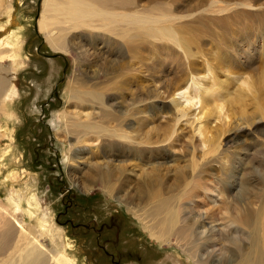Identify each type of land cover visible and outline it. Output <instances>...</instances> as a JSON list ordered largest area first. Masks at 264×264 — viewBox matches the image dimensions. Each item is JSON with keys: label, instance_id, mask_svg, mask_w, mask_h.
Here are the masks:
<instances>
[{"label": "rangeland", "instance_id": "1", "mask_svg": "<svg viewBox=\"0 0 264 264\" xmlns=\"http://www.w3.org/2000/svg\"><path fill=\"white\" fill-rule=\"evenodd\" d=\"M42 2L0 0V264L30 239L51 262L198 264L173 230L163 243L144 232L163 228L165 198L213 232L221 264L264 256V104L244 94L221 117L201 115L197 102L180 116L167 96L194 69L228 91L240 72L260 78L264 0H130L107 8L119 16L111 25L69 28L55 16L49 29L37 25Z\"/></svg>", "mask_w": 264, "mask_h": 264}, {"label": "bare ground", "instance_id": "2", "mask_svg": "<svg viewBox=\"0 0 264 264\" xmlns=\"http://www.w3.org/2000/svg\"><path fill=\"white\" fill-rule=\"evenodd\" d=\"M129 2L130 0H43L42 10L40 13L41 20L38 21L37 25L40 28L43 27L48 28L50 25L56 22L55 16H61L63 18V21L69 23V28H76L79 26L89 25L91 20L93 19H97L98 21L102 22L101 24L103 25L106 24L111 25V23H113L114 21L116 22L119 20L118 19L119 16L115 10L107 11L108 10L107 8L112 9V7L115 5L128 4ZM49 13L52 14L54 21L53 20L49 21V19L46 17V14ZM140 27L142 28L144 33H148L149 28H151L148 26V23L145 19L140 20ZM155 33L160 37H167L171 39V41L178 46H181V44L184 42L183 41L184 38L177 36L170 28H166L164 30H162V28H159V30L156 29ZM46 38L48 39V41H50L51 45L54 48L62 49L64 43L61 40L58 31L55 33L54 31L48 32ZM205 73L207 74L210 73V69L208 67L205 69ZM249 76H250L249 74L240 72L238 73L237 77L233 78V80L239 79L237 80L239 82L237 83V86L235 85L236 87L233 88L234 91L229 90L230 92H234V94L231 96L228 91L229 83L227 82L220 83L217 80L212 79L210 84H208L207 86L205 85V82H203L204 80L203 78H205V74L200 75L199 71H196L194 69L188 71V73L186 74L185 78L181 83L168 90L167 96L171 97V102L173 104V107H175L176 109V112H174L176 113L175 115H177L178 113L180 116L181 114L183 115L184 113H186V111L189 109V105L193 104L194 102H197L198 104H200L199 106L202 112L201 115L206 117L208 116L221 117L223 113H225V107L227 106V104L241 101L243 99L244 94L248 95L250 101H252L253 104L254 103L256 104V105L254 104L255 106H259L262 108L264 104V72L263 74H261L260 78H258L257 76V79H252L251 78L252 76L251 77ZM6 82H7V78L0 71V91L3 90ZM88 125L89 124L85 126ZM204 126L198 125V127H196L197 128L196 133L198 134V136H201L199 141L200 143L202 142L205 143L208 141V139L204 136V134L206 133ZM171 128H173L172 125H170L168 129H164V131L162 132L163 137L161 140L165 141L164 139H166V137L172 132V131L170 132ZM149 132L150 131H147V133ZM192 135L194 134L192 133ZM145 136L148 138V135ZM159 137L160 136L158 135L155 141L160 140ZM197 177L199 178V175ZM200 178L202 180V177ZM201 183L203 184V182ZM242 185L244 187L245 183ZM204 186L207 187L206 184ZM246 186L247 189L245 190V188H242L241 192L242 190L243 191L250 190V188L248 189L249 185ZM153 195H156V191L153 192ZM182 197L183 195L180 194L176 200H180V198ZM189 200L191 199L189 198ZM192 201L193 200H191L190 202ZM157 203H158V205H156L157 209H166L167 211H165L164 226L161 230L159 231L157 230L156 233H153L149 231L147 227L143 228L144 232L152 240L156 241L157 243H163L160 240V238H162V236H167V234L170 233V230H173V233L177 237H184L185 240H187V247H186L187 254L190 257L194 258L196 260L195 262H198V264H206L204 262H200L201 260H204V258L202 257L204 254L207 257L209 264L210 263L221 264L226 261L224 257L222 258V260H219V257H217L216 255L214 256V253L212 251L214 246V243L212 242L213 232L211 235L208 233L202 234V232L198 228L199 224L197 225V221H198L197 218L195 219L194 215L191 216L190 214H188L189 212H191L190 209L185 213L182 212L183 214H181L180 212H178L176 208L170 205L169 199L167 198L162 200H157ZM187 207L188 206L183 207V209L184 208L186 209ZM192 211H196V210L193 209ZM162 225L163 224L161 223V226ZM30 240L27 241L26 246L22 247L21 249L22 253L18 256L17 259L9 258L8 259L9 261L7 260L5 264H55V263L67 264L66 262L67 258L60 254L51 255L53 256L54 261L53 262L49 261L48 257L45 255V252H43L41 248L39 249L37 245L39 243H37V241H34L37 244L33 246V240L31 241ZM29 241L32 244L29 245ZM7 242H8V237H7ZM234 242L236 243V240H234ZM220 252L227 253L228 251L226 246L220 247ZM250 264H264V256L262 254H258L256 259Z\"/></svg>", "mask_w": 264, "mask_h": 264}]
</instances>
